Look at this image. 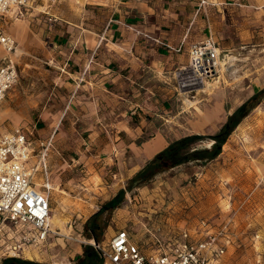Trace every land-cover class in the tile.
<instances>
[{"label": "rangeland", "instance_id": "374dc122", "mask_svg": "<svg viewBox=\"0 0 264 264\" xmlns=\"http://www.w3.org/2000/svg\"><path fill=\"white\" fill-rule=\"evenodd\" d=\"M119 1L30 0L22 16L10 18L8 12L0 19L7 32L6 26L16 18L23 25L22 45L14 37L16 53L5 54L0 46V65L12 60L18 69L16 84L0 103V135L21 126L36 148L44 141L47 167L33 172L32 180L51 185L41 189L48 194L51 217L60 221L51 224L54 232L45 241L24 245L16 255L11 240L17 235L12 238L14 228L5 223L0 227V264L10 256L42 264H74L86 250L94 251L90 241L95 240L87 236L91 218L115 198L117 207L102 210L108 225L99 242L105 244L117 230L125 229L149 253L156 247L155 237L167 242L187 231L197 239L207 230H223L225 250L213 264H264V98L231 131L215 158L203 165L182 163L142 185L131 180L137 172L127 167L134 159L131 151L116 153L114 158L103 151L114 141L116 127L104 126L107 129L99 139L92 140L96 120L77 117L81 109L67 106L65 87H49V23L76 19L90 2L97 7L90 6L95 18L87 19L101 24ZM148 2L156 6L164 20L162 29L170 37L187 20L188 41L206 35L215 39L224 64L215 78L192 88L178 87L176 69L174 87L161 88V98L159 92L156 97L161 104L171 99L163 113L157 108L136 111L131 105L128 110L137 116L139 111L140 118L151 122L146 135L156 128L168 140L190 132H216L229 113L264 87V0ZM211 143L205 138L196 145Z\"/></svg>", "mask_w": 264, "mask_h": 264}, {"label": "crops", "instance_id": "0c3cea01", "mask_svg": "<svg viewBox=\"0 0 264 264\" xmlns=\"http://www.w3.org/2000/svg\"><path fill=\"white\" fill-rule=\"evenodd\" d=\"M90 6L95 5L85 3L74 20L49 23V87H65L67 106L81 109L77 117L96 120L92 140L99 139L107 129L104 126L116 127L114 141L107 143L103 151L109 158L131 151L134 159L131 161L133 156H129L131 165L127 167L135 172L172 140L201 134L190 132L168 140L156 128L146 135L152 125L140 118L139 111L138 124L129 123V115L134 113L128 110L130 105L136 111L157 108L163 113L165 105L170 104L171 99L161 104L156 97L161 88L174 87L175 70L187 62L190 22L184 20L172 38L162 29L164 20L148 0L119 1L109 8L108 19L101 24L87 19L93 16ZM14 15L15 10L9 11L10 18ZM18 21L16 18L9 22L6 29L22 45L23 25ZM99 119L102 127L97 125Z\"/></svg>", "mask_w": 264, "mask_h": 264}, {"label": "built area", "instance_id": "2783aa9c", "mask_svg": "<svg viewBox=\"0 0 264 264\" xmlns=\"http://www.w3.org/2000/svg\"><path fill=\"white\" fill-rule=\"evenodd\" d=\"M30 0H0V19L9 11L22 16ZM0 46L5 54L16 53V40L0 23ZM221 50L217 41L207 36L188 46L187 62L176 72L178 87H196L215 78L220 72ZM18 69L11 60L0 65V103L16 83ZM29 131L21 126L0 135V227L5 223L14 228L12 254L24 245L39 244L51 232V204L43 183L32 180L33 172L47 167L44 141L36 148ZM32 165L29 166V161ZM37 185L39 189L33 190ZM202 225L206 223L201 222ZM223 230H207L203 237L193 239L183 231L180 239L161 241L155 237L156 247L143 252L140 245L125 230H117L104 244L93 241L101 264H208L225 250Z\"/></svg>", "mask_w": 264, "mask_h": 264}, {"label": "trees", "instance_id": "16d2710c", "mask_svg": "<svg viewBox=\"0 0 264 264\" xmlns=\"http://www.w3.org/2000/svg\"><path fill=\"white\" fill-rule=\"evenodd\" d=\"M163 5L164 1L159 7V10L163 8ZM105 15V19H103V21H106L108 19ZM92 17L95 18L94 16ZM166 48L170 47L166 46ZM263 98L264 87L258 89L251 96L240 103L231 113H229L226 117L225 122L213 134H188L172 140L163 150L159 151L155 156L148 160L143 165V167L136 172L135 176L131 180H133L134 183L137 182V184L147 185L152 180H154L156 176L182 163L191 161L193 165H203L206 162L212 160L221 152L222 145L226 141L231 131L246 115L249 114V112L254 107H256L260 103ZM129 116V123H131L132 126L138 124L137 115L135 113H132ZM205 138H210L212 140V143L209 146L200 147L196 145L199 140ZM122 194L123 190L121 191V196ZM115 202L116 198L108 202V204H105L102 209H100L93 215V217L91 218L92 225L88 228V238H93L96 242H99L100 235L102 234L103 229L108 225L107 220H103L102 218V210L106 209L107 212H111L112 209L119 205V202ZM87 247L88 245L85 246V249ZM101 262L102 258L99 252L94 249V251L91 252H88L86 250L84 255L78 256L75 259L74 264H101ZM1 264L42 263L10 256L3 258Z\"/></svg>", "mask_w": 264, "mask_h": 264}, {"label": "bare ground", "instance_id": "6f19581e", "mask_svg": "<svg viewBox=\"0 0 264 264\" xmlns=\"http://www.w3.org/2000/svg\"><path fill=\"white\" fill-rule=\"evenodd\" d=\"M225 59H226V58H225ZM220 64L223 66V64H224L223 60H221ZM43 184H44V185H43L44 187H48V188L50 187V188H52L50 184H49L50 186H48V184H45V183H43ZM53 189H54V188H53ZM50 221H52L51 224H53V225H54V224H59V223H60V221H59L57 218H55V217H52V218L50 217ZM58 226H59V225H58ZM90 242H93V240H91Z\"/></svg>", "mask_w": 264, "mask_h": 264}]
</instances>
